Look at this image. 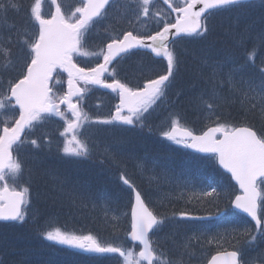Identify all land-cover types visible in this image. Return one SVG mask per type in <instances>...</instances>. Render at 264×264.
<instances>
[{
	"label": "snow or ice",
	"instance_id": "obj_1",
	"mask_svg": "<svg viewBox=\"0 0 264 264\" xmlns=\"http://www.w3.org/2000/svg\"><path fill=\"white\" fill-rule=\"evenodd\" d=\"M55 3V0H52ZM175 12V23L164 22V26L152 35H134L132 31H124L112 38L106 45V51L89 53L83 50V42L86 40L85 33L89 26L95 22L94 18L106 17L108 7L115 6L116 0H84L81 7L76 8L71 16L65 17L59 5L50 18L41 14V0H35L31 7V16L38 22L39 32L35 39L25 38L21 51H26L21 68L26 69L18 73L20 76L16 82L8 81V94L0 95V114L5 109L15 110L18 106V118L12 126L5 122L0 129V221L25 222L26 212L24 206L29 188L17 185L9 187L8 178L18 181L23 176L22 162L13 157L14 146L18 150L25 144L21 134L26 128L33 127L34 122L44 119V114H54L66 121V127L61 135L71 137L66 139L63 152L76 157H87L91 149L87 142L77 138L75 130L80 127L82 113L72 97L82 93V89L76 86V82L83 80L85 83L101 85L104 88L118 91L120 103L116 106L115 114L108 119L97 120L101 125H135L143 126V114L148 112L151 105L155 104L165 95V90L170 87L171 78L180 61L174 50L169 48L170 35L178 36L181 33L197 36H205L210 31L208 20L214 10H229L232 7H243L250 0H183V7H172L169 0H164ZM124 10L121 16H127L128 12L135 13L137 21L161 14L153 12L154 0H123ZM197 5H201L197 10ZM8 6L19 9L20 4L15 0H8ZM3 0H0V12L5 11ZM78 14V17H77ZM131 23V21H129ZM175 29L173 33L172 30ZM264 40V34H261ZM146 41H151L147 43ZM4 43L12 44L11 36L0 42V53L6 58L4 67L14 64L11 47H4ZM17 43H20L17 41ZM137 47L149 48L156 56H162L167 61V72L155 79L148 80L142 89L133 90L113 79L107 83L101 77L108 71V65L121 53ZM257 51L254 49L246 57V63L255 67ZM102 55L103 63H98L92 68L80 67L74 56ZM19 59V58H18ZM30 60V62H28ZM57 69H63L68 76V91L61 97H56L49 87V81ZM260 73L259 83L253 86L252 80L241 77L239 83L247 85L256 92V97L264 109V67L258 69ZM244 66L234 67L228 73V83L234 85V73H242ZM114 74V72H113ZM217 74L213 69V77ZM258 89V91H257ZM213 96L217 94L213 90ZM247 96V93H245ZM210 115H215V107L207 101H202ZM66 104L74 119L68 120L64 112L60 111V105ZM255 107V105H252ZM125 111L127 114H125ZM83 119H87L86 116ZM219 117H217V120ZM168 140L177 144L183 143L187 147L198 149L200 152L212 153L218 157V162L227 169L232 177L238 182L243 190V195L235 197V207L247 213L255 220V226L264 236V194L259 190V184H264V133L257 134L250 126L230 127L218 123L215 127H209L200 135L180 125L179 119H172L168 130L161 133ZM220 134V138L217 137ZM30 144L39 147L35 139ZM107 152V149H105ZM120 179L124 184L133 187L130 181L121 174ZM217 192L215 187L204 195H212ZM136 205L132 209L131 238L143 245L138 256L131 250H122L112 245H102L92 235L69 236L60 232L59 229L46 233L48 240L57 241L72 247L83 249L92 253H119L124 257L126 264H140L147 261L153 264L159 259L153 250L149 233L154 228L163 225L164 220L158 217L146 206L139 191H135ZM183 218L203 219L202 217H188L181 213ZM253 236L249 243L255 242ZM187 248V243L185 244ZM240 253L237 251L219 252L211 257L209 264H241Z\"/></svg>",
	"mask_w": 264,
	"mask_h": 264
},
{
	"label": "trees",
	"instance_id": "obj_2",
	"mask_svg": "<svg viewBox=\"0 0 264 264\" xmlns=\"http://www.w3.org/2000/svg\"><path fill=\"white\" fill-rule=\"evenodd\" d=\"M157 1L158 12L161 15L153 17L150 13V17L142 18L141 20L145 22H148L149 20L151 23H157V26H160L162 24L164 25V22L173 16V13L168 12L167 14H164L163 11L168 10L161 1ZM15 2L20 4L18 10L8 6V0H3L6 10L0 12V19L3 17L5 20L0 24V42L3 41L4 37L11 36L12 44L4 45V47L12 48V58L14 63L18 58L21 59L24 55H27L26 51H21L23 40L25 38L35 39L36 36V23L31 16V7L34 5L35 0H15ZM182 5V0H174L175 7ZM11 9H14V11H11ZM15 12L17 13L16 15H14ZM121 12L122 11H115L114 13L119 15ZM125 20H136L135 14H127V16H122L120 18L121 22ZM219 21L221 22L220 24L232 28L249 27L262 30L264 29V2L249 3L243 7H232L229 10L213 11L208 20L210 31L207 35L187 36L174 44V51L178 55L179 61L181 53L185 51L184 48L179 46L180 43H187L189 39L208 43L210 40L216 39L217 36L214 32V28L217 23L219 24ZM17 41L20 43H17ZM198 56L203 57V54L201 53ZM247 56L248 55H246V57ZM257 57L258 56L256 55L255 58ZM5 62L6 58L3 53H0V78H6V75L3 72ZM250 66L252 65L247 64L248 68H244L242 73H237L233 76L235 87L240 88L239 81L241 80V77L245 80H252L253 85L259 83L260 73L258 69L261 68V66L257 62H255V70H251ZM6 68L9 69L10 66ZM180 68L179 63L172 78L176 76L180 71ZM248 70H250L252 74H248ZM212 92V89L209 91L203 90L204 95L207 96L204 100L215 107V115H210L206 106L202 108L195 103L191 105V102L185 99V96L182 100L183 93L180 90L168 87L165 90V95L153 104L150 110L144 115L143 126H141L139 122L128 128L118 125H104L99 126V129L94 133V136L101 138V144L109 139L106 135L116 134V137L122 138L127 147H130L131 143L135 140V137L139 135L145 146L153 152L157 151L158 156L170 155L175 158L174 162L167 163L164 166V169L169 168L167 174L169 180H171L170 176H173V173L175 172L174 168L179 170L184 178H187L186 182H176L183 185V187H181L182 191L179 192V194L175 192L171 194L180 196L177 198L181 200L180 202H176L175 199L167 200V197L164 195L165 193L157 192L158 202L154 203L153 198L156 195V192H154L155 190L146 191L139 188L146 197L148 203L153 207L156 214L164 220V223L159 227L156 236V244L159 247V251H161L160 255L163 259V262L161 261L160 264H203L210 254L216 250L224 248H239L242 252L244 249L248 250L250 252L249 259L254 261V264H260L264 261V236L260 235V231L256 230L244 215L235 212L231 208V200L237 189L230 177L217 166L213 157H204L193 154L189 152L182 143L177 144L174 141L168 140L161 134L170 126L172 119H179L180 124L193 128L196 131L203 130L208 126H217V124L220 123L230 127H235L239 124H246L255 128L259 134L264 133V109H262L258 98L252 103L255 107L246 109L241 115L236 113L238 116L233 117L226 113L225 110L221 112L217 109V106L219 104L222 106V104L219 101L218 96H213ZM187 105H189L188 110L185 108ZM217 117H219L218 120ZM47 119L50 121L53 120L52 118ZM46 125L49 126V124ZM37 132L42 131L37 130ZM125 136H129V140H127ZM58 137L59 136L55 134L49 141H47L46 136L41 138L37 135L35 138L39 147L33 146L38 152H45V156L49 161L47 165L48 170L54 173L56 178L61 181L58 186H55L57 187L58 193L59 191L63 192L64 187L62 188L60 185L65 183L64 180H67V182L73 184V186L75 185L76 188L80 187L82 184L88 185L93 183L94 180L91 173H99L100 171V167L91 160L94 152H90L87 157H71L61 150L62 144L56 143L55 138ZM103 149L104 152L105 149H107V152H105L106 155H119L112 142H105L103 144ZM177 158L184 160L188 167L182 168L179 162H176ZM110 160L111 159H108L106 164L105 160L99 159L104 166H112V163H109ZM27 167L29 168L31 177L34 181L32 180L33 190H30V192H33L31 193V200L29 201L27 208L25 222L15 224L0 222V240L10 237L13 238L15 235L22 233L27 229L33 221V216L37 215L38 212L40 214L43 204L42 200L46 193V199L48 201V195H51L52 197L54 196L49 192L46 183L43 182L39 174V161L35 164H28ZM58 173H62L63 175L60 177L57 175ZM136 175V173L135 175H131L130 170L128 173H125V176L130 180ZM120 180L121 179L117 180V185L121 188H126ZM193 182H199V184H194ZM211 187H215L217 192L212 195H204L205 192L210 191ZM261 187L264 194V184H261ZM76 188H72V191L74 192ZM103 191L107 194L108 192H111L107 186L103 187ZM111 199L112 204L110 207L116 206V201H114L112 197ZM56 201L57 198L54 196V204ZM127 205L130 206V204ZM180 205H184L187 208L178 210ZM90 211L89 208L83 209V214L87 213L89 216L83 218L81 222H84L83 224L87 222L93 223L90 228L81 227L85 233H91L94 230L101 237H108L103 239L102 245L105 246L112 245L114 247H120L125 251L129 249L128 247H131L128 245L125 236L127 227L124 228L123 231L117 230L114 227L112 218L108 219L101 214L99 217L105 219L104 223L110 225V228L105 231L100 226V223L93 219L95 215L90 216ZM181 213H186L188 217H202L203 219L183 218ZM126 219L129 221V214L126 216ZM217 223L220 224L219 228L215 227ZM183 231L184 233H182ZM163 233L167 234L168 239L174 244L173 246L165 248V246L162 245L161 239ZM182 235L187 237H182ZM118 236H121V239H119ZM189 236H191V238L188 240ZM253 236L256 237L255 242L249 243ZM198 238L205 239L203 242H200L202 249L200 252L198 251V256L194 260H190V252L193 249L187 250L182 247L181 243L186 244L185 242H188L187 244H191V242L194 243ZM178 242L181 243L179 244ZM47 247L73 252L76 255L75 259L72 260L74 264H88L89 262L91 264H97L99 262L105 264H126L124 257H121L119 253L99 254L86 252L64 246L61 243L52 240L47 244ZM170 248H172V252L169 251V254H167V251ZM134 250V255L138 256L137 249L134 248ZM245 261H247V258H245ZM3 262L4 260L0 263ZM140 264L147 263L142 260Z\"/></svg>",
	"mask_w": 264,
	"mask_h": 264
},
{
	"label": "bare ground",
	"instance_id": "obj_3",
	"mask_svg": "<svg viewBox=\"0 0 264 264\" xmlns=\"http://www.w3.org/2000/svg\"><path fill=\"white\" fill-rule=\"evenodd\" d=\"M11 11H14V9H11ZM16 14L15 12L14 15ZM132 14L134 13L132 12ZM119 17H122L121 13H119ZM175 20L176 18L171 16L166 22L172 24L175 23ZM4 21L2 17V19H0V24ZM220 23L219 21V24L217 23L214 28V32L217 36L216 39L210 40L208 43L191 39H189L187 43H180L179 46L184 48L185 51L180 55L181 68L176 76L171 79L170 88L180 90L183 93L182 100L185 96V99L191 102V105L195 103L202 108L205 107L202 101H205L204 99L207 98L203 90L209 91L212 89L215 91L222 104V106L219 104L217 109L221 112L225 110L229 115L237 117L238 115L236 113L241 115L246 109L252 108V103H254L258 97L255 99L252 98L256 97V92L251 91L247 85L242 86L240 84V88H233V86L228 83V73L234 67H239L241 65H243L244 68H248L245 57L254 49L258 51V57L255 58V62L261 67H264V40L261 39V34H264V29H253L249 27L232 28ZM163 26V24L157 26V23H151L149 20L148 22L141 20L140 27L136 28L132 23H129L128 20H125L121 23H116L114 30L119 33L132 31L134 35L147 36L159 31ZM103 32L109 35L111 31L105 29ZM170 37H172V40L176 43L184 38V35L181 33L178 36L170 35ZM6 38L7 37H4L3 41H5ZM4 45L8 44L4 43ZM201 53L203 57L198 56ZM142 57L147 58V61L153 64L154 61L151 57L144 54H136L127 58L122 65H118L119 71L122 72L120 75L135 79L136 75L132 67L125 63L131 60L141 62ZM21 63L22 60L18 59L13 65H9V69L3 66L4 74L8 79H11L12 82L18 79V73L16 72L21 68ZM79 66L88 68L87 65L83 63L79 64ZM214 68L217 70L215 77L212 75ZM250 68L251 70H255L253 66H250ZM161 69H163L162 66ZM60 73L62 76L67 75L63 69H60ZM247 73L252 74L250 70H248ZM236 74L237 73H234L233 76ZM79 82L84 95L89 98L95 96L96 84L85 83L83 80ZM245 93H247V96H245ZM185 108L188 110L189 105L185 106ZM106 137L109 139L105 142H112L119 155H106L103 149V144L105 142L101 144V138L94 136L92 145L94 154L91 160L100 167V171L99 173H91L94 180L91 184H80L81 186L76 188L75 185L73 186V184H69L67 180H64L65 183L60 185L62 188L64 187L63 192L59 191V194L55 186H58L61 181L56 178L54 173L48 170L47 165L49 161L47 159L39 161V174L43 182L46 183L49 192L57 198V201L54 204V196L52 197L51 195H48V201L46 199V193L42 200L43 204L40 214L38 212L37 215L33 216V221L30 226L13 238L10 237L0 240V262L4 260V262L0 264H74L72 260L75 259L76 255L73 252L47 247V244L51 241L46 238L47 232L59 229L62 233L65 228L79 231L81 227H92L93 223L91 222L85 224L81 222L83 218L88 216L83 214V209L89 207L94 211V219L97 220L100 226L106 231L110 228V225L104 223L105 219L99 217L101 213L98 208L94 206L102 204L110 207L112 204L111 197L116 203L119 201L121 204L122 202L132 203L135 199L136 190L139 192H141L140 189L146 191L155 190L154 192H158V188L165 189L167 181L186 182L187 178H184L180 171L175 168L173 176H170L172 181H170L167 177L169 168L164 169V166L167 163L174 162L175 158L170 155L158 156L157 151L153 152L145 146L139 135L135 137L130 147L126 146L121 137H116V134H109L106 135ZM125 137L127 140L130 138L129 136ZM99 159L105 160L106 164L107 160L111 159L109 163H112V166H104ZM176 162H179L182 168L188 167L184 160L177 158ZM129 170L131 175L137 174L131 179L135 191L133 188H121L117 185V180L120 179L121 174L125 176V173H128ZM57 175L61 177L63 174L58 173ZM193 183L199 184V182ZM105 186L111 190L108 194L103 191V187ZM173 186V192L177 194H179L180 188L183 187L181 184H173ZM72 188H76V190L73 192ZM164 195L167 197V200L175 199L176 202L181 201L177 199L180 196L171 195L167 190ZM179 207L178 210L187 208L184 205H180ZM123 220L118 219V221L115 222V229L120 230L119 227H122L120 221ZM125 223V228H128L130 223L126 218ZM219 225L220 224L217 223L215 227L219 228ZM182 233H184V231ZM105 238L108 237L104 236V239ZM204 240L205 239L198 238L194 243L187 244L188 248L185 247L184 243H178H181L182 247L187 250L193 249L190 252V260H194L198 256V251L200 252L202 249L200 242ZM161 243L165 248L174 245L168 239L166 233L162 234ZM169 251L172 252V248L168 249L167 254H169ZM240 251L242 252V250ZM216 252L217 250L210 254L209 261L213 255H216ZM243 252L245 258L249 259L250 252L246 249H244ZM88 264L91 263L89 262ZM97 264L105 263L99 262Z\"/></svg>",
	"mask_w": 264,
	"mask_h": 264
},
{
	"label": "rangeland",
	"instance_id": "obj_4",
	"mask_svg": "<svg viewBox=\"0 0 264 264\" xmlns=\"http://www.w3.org/2000/svg\"><path fill=\"white\" fill-rule=\"evenodd\" d=\"M141 61H146L147 63H148V65H151V62H149V61H147V58H145V57H142V60ZM142 71L143 70H140L139 71V73L140 74H142ZM122 72L121 71H118V74H121ZM13 179H11V178H8V180H7V182H8V184H9V182L10 181H12ZM171 181V180H170ZM173 184H178V183H176V182H167V185L165 186V189L170 193V194H173V189H174V186H173ZM159 190H158V192H163V193H166V190L164 189V188H158ZM182 191V189L180 188V190H179V192H181ZM157 193V192H156ZM155 193V194H156ZM157 197H158V195L156 194L155 195V197L153 198V202H155L156 200H157ZM127 206V203H125V202H122V204L120 205V207L118 208V206H117V208H109V209H107V207L106 206H104V205H102V204H100V205H98V206H94V207H96V208H98V210L100 211V213L103 215V216H105V217H110V219L112 218V221H113V223H114V225H115V222L116 221H118V219H120V220H123V221H120V223H121V225H122V227H119V223H118V227H119V229L121 230V231H123V229L125 228V225H126V223H125V218H126V216L130 213V210H129V208H127L126 207ZM89 207V206H88ZM89 209L91 210L90 212H91V214H90V216H93L94 215V211H93V209H91L90 207H89ZM103 213H105V214H103ZM100 214V215H101ZM63 233V232H62ZM63 234H65V233H63ZM93 237H94V235L93 234H91ZM70 236H72V235H70ZM75 236H87V235H85V234H76ZM118 238L119 239H121V236H118ZM132 251V250H131Z\"/></svg>",
	"mask_w": 264,
	"mask_h": 264
},
{
	"label": "water",
	"instance_id": "obj_5",
	"mask_svg": "<svg viewBox=\"0 0 264 264\" xmlns=\"http://www.w3.org/2000/svg\"><path fill=\"white\" fill-rule=\"evenodd\" d=\"M201 5H197V10H198V8L200 7ZM172 32L174 33L175 32V29H173L172 30ZM184 34V33H183ZM170 40H172V37H170ZM147 43H151V41H147ZM109 66V65H108ZM101 79H102V77H101ZM76 86L78 87V84H77V82H76ZM79 88V87H78ZM207 131V130H206ZM255 131V130H254ZM195 134V133H194ZM195 135H200V134H195ZM189 149H191V150H193V151H196V152H200L198 149H195V148H191V147H189ZM200 153H202V154H210V153H205V152H200ZM221 167L225 170V171H227L229 174H231L227 169H225L222 165H221ZM232 176V175H231ZM233 178V177H232ZM233 180L238 184V182L233 178ZM238 186H239V184H238ZM239 189L243 192V190L240 188V186H239ZM137 191V190H136ZM239 195H243V194H239ZM235 201V200H234ZM135 205H136V200L134 199V207H135ZM147 206V205H146ZM233 206L235 207V204H234V202H233ZM236 208V207H235ZM237 209V208H236ZM150 210V209H149ZM239 210V209H238ZM239 211H241V210H239ZM241 212H243V211H241ZM244 213V212H243ZM254 223H255V220L251 217V216H249L247 213H245ZM129 238L132 240V238H131V235L129 234ZM133 241V240H132ZM134 242H139V241H134ZM227 252H230V251H227Z\"/></svg>",
	"mask_w": 264,
	"mask_h": 264
}]
</instances>
